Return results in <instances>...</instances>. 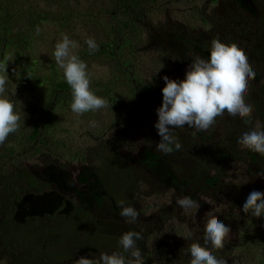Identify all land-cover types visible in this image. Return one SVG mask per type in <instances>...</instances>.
<instances>
[{"label":"rangeland","instance_id":"rangeland-1","mask_svg":"<svg viewBox=\"0 0 264 264\" xmlns=\"http://www.w3.org/2000/svg\"><path fill=\"white\" fill-rule=\"evenodd\" d=\"M149 2L152 30L143 29L142 37L137 41L131 42L128 37L129 44L120 50L122 56L119 58H86L91 52L86 44L88 38H93L100 47L102 39L111 35L105 23L107 14L103 11L107 0H0V37L9 38L7 46L0 45V63H8V95L21 116L19 130L8 138L13 139L14 135L26 138L33 125L41 121L39 109L49 94L51 68L55 66L63 75L53 53L64 35L78 44L73 52L87 64L91 90L95 94L97 90H110L107 97L103 96L109 107L97 111L77 115L68 103L51 107L44 117L51 125L47 144L42 145L40 151L17 154V160L23 158V166L38 179L49 183L50 188L41 195H25L16 204L14 219L22 223L28 217L68 215L74 204L87 208L100 220L110 215V210L95 199L96 179L89 169L92 162L90 158L85 159L86 155L94 158L109 148L116 151L125 164L143 169L150 178L138 182L133 193L131 206L139 212L136 223L125 220L127 231L142 234L143 238L137 244L142 251L143 264H189L190 255H186L184 249L193 242L204 244L203 227L210 212L231 227L224 248L214 250L216 256L227 264H260L264 246L252 237L264 235V218L255 222L253 216L249 217L241 208L250 192L264 191V178L254 175L264 169V155L242 148L237 139L244 132L264 129V94L252 91L246 95L245 102L253 107L248 119H236L226 114L217 117L207 132L187 126L174 129L183 133L195 131L197 146H202L198 154L204 157L197 166L190 160L181 165L180 177L170 172L164 158L149 156L144 141L146 135L160 139L154 123L156 109L162 101V77L183 79L190 64L178 66L175 52L163 47V43L169 45L166 36L176 33L184 40L210 42L219 38L226 44H237L245 53L257 44L258 53L263 55L264 18L261 20V11L264 8L261 3L255 4L251 0ZM140 27L144 26L141 24ZM159 36L163 43L156 40ZM19 40L27 48L23 54L20 47L15 46ZM136 43L135 49L129 48ZM208 55L207 51L203 57ZM26 59L30 64L27 74L31 73L37 82L30 99L27 92L21 90L22 83L18 82L20 65L22 62L27 65ZM248 61L253 71L260 67L251 58ZM96 83L98 86L94 87ZM129 84L139 89L149 86L155 96L161 97L153 106L137 109ZM261 84L264 85V80ZM184 151L188 153V149ZM194 154L197 152L193 151ZM185 195L197 202L195 207H179L177 201ZM230 214L234 215L232 219L227 216ZM244 230L251 239L250 245L241 240ZM189 231L193 233L192 239L186 238ZM100 253L87 254L74 246L70 260L64 264H77L80 256L95 261ZM0 264H9L8 257H0Z\"/></svg>","mask_w":264,"mask_h":264},{"label":"trees","instance_id":"trees-1","mask_svg":"<svg viewBox=\"0 0 264 264\" xmlns=\"http://www.w3.org/2000/svg\"><path fill=\"white\" fill-rule=\"evenodd\" d=\"M149 4V0H107L103 11L107 14L105 23L111 35L107 39H102L103 42L100 43L97 51L88 52L85 57L119 58L122 56L120 50L129 44L128 37L131 42L137 41L142 37L143 29L152 30L149 23L151 17ZM141 24L144 27H140ZM161 38V36L156 37V40L161 41ZM8 41L9 38L6 36L0 37V45L3 48L7 46ZM165 41L169 45L161 41L164 49L175 52L180 68L200 55L195 52L187 61L186 54L189 49L182 44L176 34L166 36ZM17 43L15 46L18 45L23 54V50L27 48L21 40ZM136 45L137 43L129 48L135 49ZM24 61L27 65L21 63L18 82L22 83L21 90L26 91L30 99L36 91L37 82L26 77L30 64L28 59ZM48 81L50 82L49 94L39 109L41 121L33 125L32 132L26 138L20 139L19 135H14L13 139L7 138L0 145V257L7 256L9 264H64L70 260V251L74 246L87 254L104 251L121 252L127 256L128 254L123 253L118 243L121 235L127 232L126 219L119 215L121 202L124 206H131L138 182L150 178L143 169L125 164L121 156L109 148L94 158L86 155L85 159L90 158L89 161L92 162L89 169L96 179L95 199L99 200L103 208L110 210L111 216L108 215L100 220L88 212L87 208L74 204L68 215L46 214L40 218L28 217L22 223H17L14 219L16 204L21 202L25 195H41L50 188L49 183L38 179L33 172L23 166V158L17 160V154L25 155L29 151H40V147L47 144L48 129L51 126L50 121L44 120V117L52 110L51 107L72 102L70 87L55 66L51 68ZM97 86L96 83L94 87ZM129 86L137 109L149 108L161 97L155 96L149 86H142L143 88L140 89L136 85L129 84ZM109 92L110 90H97L96 94L99 97H107ZM194 132L190 130L183 133L173 130V135L179 139L183 147L180 151L167 155L157 150L159 139L146 135L144 143L149 156L164 158L170 172L180 177L182 176L180 166L186 161L190 160L197 166L200 164V158H204L198 154L200 153L198 149L202 146H197V136ZM184 149H188L187 154ZM193 151L197 152L194 156ZM85 159L82 158L83 162L86 161ZM227 216L231 219L234 217L231 214ZM253 219L257 222L258 219L263 218L253 217ZM252 239H256L264 246L263 234H258V238L253 235ZM241 240L248 241L246 244L250 245L251 239H248L246 230L242 233ZM213 254L216 256L215 251ZM260 264H264V256Z\"/></svg>","mask_w":264,"mask_h":264},{"label":"clouds","instance_id":"clouds-1","mask_svg":"<svg viewBox=\"0 0 264 264\" xmlns=\"http://www.w3.org/2000/svg\"><path fill=\"white\" fill-rule=\"evenodd\" d=\"M86 44L92 52L99 48L93 38H88ZM76 47L77 42L64 35L55 45L53 53L71 90V111L83 115L109 107L105 98L97 96L91 90L87 64L73 52ZM207 51V57L198 55L192 60L183 79H172L167 75L162 77V101L156 109L157 120L154 127L160 137L157 150L163 154L182 149L183 145L173 135L176 128L187 126L198 132H207L213 127L217 117L226 114L236 119L251 117L253 107L245 102V97L248 82L255 78L256 73L249 66L244 49L235 43L226 44L219 38H214ZM26 77L34 79L31 73L26 74ZM8 82V63H0V145L20 128L21 116L15 110L14 100L8 95ZM237 143L250 152L264 155V129L244 132L238 137ZM254 175L256 178H264V169ZM196 203L187 195L177 201L183 209L193 208ZM241 211L256 218H264V191L250 192ZM119 215L128 223L135 224L139 212L134 206H124L121 202ZM230 232L231 227L210 212L203 227L204 244L193 242L184 249V253L190 255L189 264H227L213 252L224 248L225 238ZM192 237L193 233L189 231L186 238ZM142 238V234L137 231H127L118 241L127 256L121 252H101L95 261L91 257L80 256L77 264H143L142 251L137 244Z\"/></svg>","mask_w":264,"mask_h":264},{"label":"flooded vegetation","instance_id":"flooded-vegetation-1","mask_svg":"<svg viewBox=\"0 0 264 264\" xmlns=\"http://www.w3.org/2000/svg\"><path fill=\"white\" fill-rule=\"evenodd\" d=\"M253 3L257 4V3H261V6H263L264 8V0H251ZM260 1V2H259ZM261 20L264 18V10L261 11ZM173 34L176 33H172L169 34L170 36H173ZM178 36V34H176ZM179 37V36H178ZM179 39L182 41V44L189 49L188 54H186L187 56V61L190 60L189 58L192 56L193 54L199 53L201 56H204L207 52V47L209 48L211 42L209 40H196V39H192V40H184L182 38L179 37ZM256 40H254L255 42ZM257 44H254V49H250V50H246V56L247 58H251L252 60H254V62H257L258 65L260 67H258L257 69L254 70V72L256 73L255 78L249 80L248 82V92L246 95H249V93H251L252 91L260 94H264V85L261 84V82L264 80V54L261 55L258 53L257 51ZM189 63V62H188ZM191 63V61H190ZM253 69V68H251Z\"/></svg>","mask_w":264,"mask_h":264}]
</instances>
